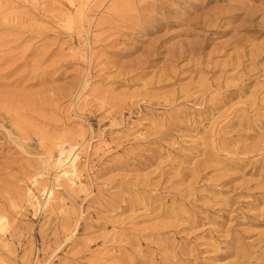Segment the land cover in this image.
<instances>
[{"label": "rangeland", "instance_id": "1", "mask_svg": "<svg viewBox=\"0 0 264 264\" xmlns=\"http://www.w3.org/2000/svg\"><path fill=\"white\" fill-rule=\"evenodd\" d=\"M0 217V264H264V0H0Z\"/></svg>", "mask_w": 264, "mask_h": 264}, {"label": "bare ground", "instance_id": "2", "mask_svg": "<svg viewBox=\"0 0 264 264\" xmlns=\"http://www.w3.org/2000/svg\"><path fill=\"white\" fill-rule=\"evenodd\" d=\"M78 156L73 152V149L61 150L60 158L56 163V170H58L55 175V180L64 181L68 185H73L74 179L77 176V166H78ZM44 195H46L45 206L49 205L54 200V192L52 190H44ZM3 220L0 217V227L3 226Z\"/></svg>", "mask_w": 264, "mask_h": 264}]
</instances>
